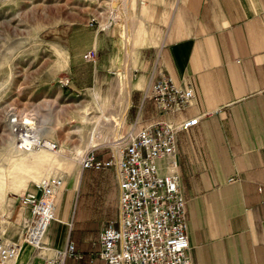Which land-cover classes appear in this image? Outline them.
Here are the masks:
<instances>
[{
  "label": "crops",
  "instance_id": "0c3cea01",
  "mask_svg": "<svg viewBox=\"0 0 264 264\" xmlns=\"http://www.w3.org/2000/svg\"><path fill=\"white\" fill-rule=\"evenodd\" d=\"M129 29L128 126L138 112L137 127L199 117L177 133L175 154L157 161L161 173L178 175L192 264H264V0H136ZM87 50L68 57L70 74L87 67L86 83L71 78L80 89L101 85L112 67L106 53L87 61ZM157 69L192 89V101L174 116L143 99ZM26 190L37 191L35 184ZM118 197L113 168L80 167L76 182L63 181L56 195L57 220L45 242L57 249L74 242L82 257L65 264H104L98 234L117 218ZM36 260L24 245L19 264Z\"/></svg>",
  "mask_w": 264,
  "mask_h": 264
},
{
  "label": "rangeland",
  "instance_id": "374dc122",
  "mask_svg": "<svg viewBox=\"0 0 264 264\" xmlns=\"http://www.w3.org/2000/svg\"><path fill=\"white\" fill-rule=\"evenodd\" d=\"M135 13L136 0H0V237L19 234L27 212L16 195L27 187L54 175L75 183L80 159L91 149L119 153L131 112ZM89 48L96 60L110 55L112 67L101 85L80 89L71 78L86 83L87 67L70 74L68 57ZM25 127L36 145L21 149L17 133Z\"/></svg>",
  "mask_w": 264,
  "mask_h": 264
},
{
  "label": "built area",
  "instance_id": "2783aa9c",
  "mask_svg": "<svg viewBox=\"0 0 264 264\" xmlns=\"http://www.w3.org/2000/svg\"><path fill=\"white\" fill-rule=\"evenodd\" d=\"M96 57L93 48L84 54L87 61L95 62ZM143 99L151 100L159 114L174 116L186 109L193 92L188 84L178 85L169 74L157 69ZM198 120L199 117L182 121L170 118L137 127L141 122L138 112L125 136L119 139V153L111 152L102 159L91 149L80 159L81 168H113L117 176L118 215L102 227L97 240L98 255L104 264H192L187 254L185 198L178 175L175 171L161 173L157 161L173 156L177 133L196 125ZM19 130L18 147H34L32 134ZM42 145L54 147L50 142ZM168 166L174 169L176 162L171 160ZM62 183V177L50 176L35 183L36 192L26 190L16 195L18 203L26 207L27 216L15 238L0 237V264H19L24 245L32 247L37 258L29 264H65L67 258L82 257L72 241L57 249L44 240L55 220V198Z\"/></svg>",
  "mask_w": 264,
  "mask_h": 264
},
{
  "label": "bare ground",
  "instance_id": "6f19581e",
  "mask_svg": "<svg viewBox=\"0 0 264 264\" xmlns=\"http://www.w3.org/2000/svg\"><path fill=\"white\" fill-rule=\"evenodd\" d=\"M28 122V121H27ZM117 122V121H116ZM98 124V123H97ZM116 124H118V123H116ZM24 130H27V131H29V129L28 128H24ZM30 133H32V138H34V137H36L35 135H34V133L31 131ZM26 141H27V139H26ZM114 141H116V140H114ZM91 142H93V141H91ZM117 142V141H116ZM117 145H118V143H115L114 144V147H117ZM45 155V154H44ZM46 156V155H45ZM36 162L38 163V164H43L44 162H45V159L44 158H41V159H39V160H36Z\"/></svg>",
  "mask_w": 264,
  "mask_h": 264
}]
</instances>
